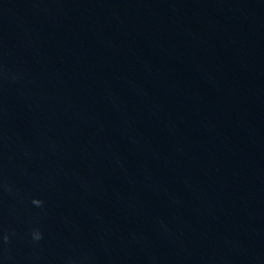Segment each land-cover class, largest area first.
<instances>
[{"label": "water", "instance_id": "obj_1", "mask_svg": "<svg viewBox=\"0 0 264 264\" xmlns=\"http://www.w3.org/2000/svg\"><path fill=\"white\" fill-rule=\"evenodd\" d=\"M0 264H264V0H0Z\"/></svg>", "mask_w": 264, "mask_h": 264}, {"label": "clouds", "instance_id": "obj_2", "mask_svg": "<svg viewBox=\"0 0 264 264\" xmlns=\"http://www.w3.org/2000/svg\"><path fill=\"white\" fill-rule=\"evenodd\" d=\"M33 203H34L35 205L39 206V205L42 204V201H40V200H33ZM34 237H35V239H37V240L41 239V234H40V232H39L38 230L34 233ZM4 240L7 241V240H8V237L5 236V237H4Z\"/></svg>", "mask_w": 264, "mask_h": 264}]
</instances>
